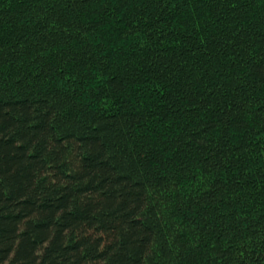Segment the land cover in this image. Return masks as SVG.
I'll use <instances>...</instances> for the list:
<instances>
[{
  "label": "trees",
  "instance_id": "1",
  "mask_svg": "<svg viewBox=\"0 0 264 264\" xmlns=\"http://www.w3.org/2000/svg\"><path fill=\"white\" fill-rule=\"evenodd\" d=\"M0 264H264V0H0Z\"/></svg>",
  "mask_w": 264,
  "mask_h": 264
}]
</instances>
